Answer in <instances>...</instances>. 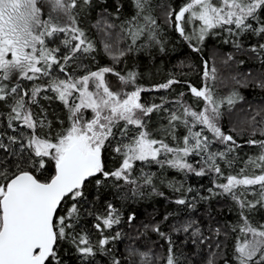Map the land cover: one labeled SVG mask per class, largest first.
Listing matches in <instances>:
<instances>
[{
  "label": "snow or ice",
  "instance_id": "snow-or-ice-1",
  "mask_svg": "<svg viewBox=\"0 0 264 264\" xmlns=\"http://www.w3.org/2000/svg\"><path fill=\"white\" fill-rule=\"evenodd\" d=\"M80 3L91 5L92 0ZM133 3L136 14L122 28L130 43L115 52L110 45L105 46L116 62L132 51L141 37L159 42L157 21L148 11L149 0ZM121 7L116 5L117 13ZM77 8L78 0H0V123L15 133L0 131V264H62L59 244L66 239L71 240L82 260L95 256L98 250L104 251L110 241L120 236L119 232L104 235L120 223V214L108 204L105 214L95 216L93 227L100 233L98 241L94 242L82 228L78 230L85 184L95 180L99 185L112 179L139 187L133 177L137 162L166 165L197 177L209 172L223 177V183L214 185L218 193L208 191L231 196L239 207L242 223L238 230L243 242L235 246L236 264H264V224L253 226L246 215L257 206L264 208V140L247 141L260 151L248 157L236 174L225 175L218 163L232 167L233 160L228 156L241 147L219 123L221 108L225 103L234 105L237 94L217 100L207 83L200 89L189 85L190 93L203 102L202 107L196 110L181 99L172 109L164 107L166 101L141 103V93L146 89L136 85V72L121 75L105 66L76 75L73 65L94 51L76 24L73 10ZM167 17L186 40L195 38L202 43L210 33L219 34L214 33L217 29L237 38L246 32L264 38V0H186L178 10L169 9ZM185 23L193 25L191 35L185 32ZM232 42L241 47L237 40ZM259 49L264 51V44H259ZM199 50L193 47V51ZM252 51H257L256 47ZM211 71L214 80L216 69ZM109 73L118 78L120 89L114 91L109 86ZM204 76L209 77L207 65ZM41 80L44 83H37ZM22 81L33 83L25 87ZM176 83L179 81L170 79L156 90ZM48 92L68 112L67 124L60 121L59 130L42 114L43 108L38 114L32 109L39 103L38 97L53 98L41 95ZM154 112L167 113L161 138L147 128ZM180 128L185 130L182 136L177 135ZM216 144L225 145L224 150L213 151ZM109 148L120 158L114 170H106L104 157ZM49 171L53 174L46 175ZM140 172L143 184L151 186L153 174L143 169ZM41 175L45 178L41 179ZM246 194L258 198L248 200ZM175 203L186 205L189 200L179 198ZM133 219L134 214L129 216V221ZM190 229L192 223H187L174 231ZM153 230L169 245L164 264H177L171 236L159 226ZM199 234V228L192 230L193 236ZM113 264L120 261L113 260ZM141 264H152L149 253L141 254Z\"/></svg>",
  "mask_w": 264,
  "mask_h": 264
},
{
  "label": "trees",
  "instance_id": "trees-1",
  "mask_svg": "<svg viewBox=\"0 0 264 264\" xmlns=\"http://www.w3.org/2000/svg\"><path fill=\"white\" fill-rule=\"evenodd\" d=\"M185 2L186 0H149L148 11L157 21L159 42H149L141 37L133 45V50L116 62L105 46L124 50L130 43L122 28L136 14L133 0H92L91 5H82L78 0V8L73 10V15L76 17L77 26L92 43L94 51L84 54L77 61V65L82 67L73 65V69L76 75L105 66L113 67L121 75L136 72V85L146 89L141 93V103L161 104L166 101L165 108L175 109V102L182 99L199 110L203 102L190 93L189 85L202 88L206 83L205 65L210 70L213 61L217 65L221 63V68L218 67L221 74L225 73L228 80L230 79L229 88L223 87L216 80H209L208 85L217 100L237 94L234 105L229 107L225 103L221 108L220 124L222 130L232 135L241 147L228 156L233 160L232 167H227L221 161L218 163L225 175L236 174L248 157L256 156L260 151L257 145H250L247 141L264 140V51L259 49V44H264V38L250 32L237 38L217 29L214 33L219 34L210 33L202 43L196 39L186 40L174 24L168 22L167 17L169 9L178 10ZM118 4L122 7L117 13ZM234 39L241 45L240 48L232 42ZM193 47L200 50L193 51ZM253 47L257 51H252ZM111 76L116 77L113 74ZM170 79L179 83L168 89L156 90V86L167 83ZM32 83L22 81L25 87ZM41 95L53 98L44 100L38 97L39 103L32 106L34 114L41 113L43 108L42 114H46L53 128L59 130L60 121L67 124V109L62 102L55 99L53 93ZM166 116L167 113L154 112L147 122L149 132L157 138L162 136L161 129L166 124ZM0 131H6L9 135L15 134L4 123H0ZM184 133L183 128L177 131L178 136ZM167 142L171 143V140ZM224 148L225 145L216 144L212 150L222 151ZM104 158L106 170L118 167L120 158L110 148L105 152ZM188 159L190 162L193 160L192 157ZM141 169L144 173L153 174L151 186L144 185L140 179ZM52 174L53 171H49L46 175ZM133 177L137 178L139 187L112 179L103 180L99 185L95 180L85 184V195L79 205L81 219L78 230L82 228L90 234L94 242L98 241L100 233L93 227L97 222L95 216L105 214L107 205L111 204L120 214V223L106 230L104 235L112 236L119 232L120 236L110 241L104 251L98 250L95 256L87 260H82L71 240L61 241L59 254L62 264H113V260H119L120 264H141L142 253L150 254L152 264H164L163 258L168 254L169 245L153 230L156 226L171 236L177 264H209L210 261L211 264H236L235 246L243 242V236L238 230L242 223L239 207L231 196L212 195L208 191L213 189L218 193L220 190L214 185L223 183V177H217L211 172L204 177H197L166 165L160 167L141 162L136 163ZM40 178L44 179L45 176L41 175ZM175 188H180V191H175ZM189 188L192 189L191 192L187 191ZM133 189L136 190L135 193ZM246 195L248 200L258 198L251 194ZM179 198H187L194 207L189 204H176L175 201ZM133 214L135 219L129 221V216ZM246 215L253 226L264 224V208L257 206L255 210L246 212ZM187 223H192L189 232L174 231ZM196 228H199L200 234L193 236L192 230Z\"/></svg>",
  "mask_w": 264,
  "mask_h": 264
},
{
  "label": "rangeland",
  "instance_id": "rangeland-1",
  "mask_svg": "<svg viewBox=\"0 0 264 264\" xmlns=\"http://www.w3.org/2000/svg\"><path fill=\"white\" fill-rule=\"evenodd\" d=\"M55 15V14H54ZM60 15H62V14H60ZM198 23V22H197ZM184 27H185V30H186V34H188V35H191L192 34V31H193V25H191V24H188V23H185L184 24ZM192 41H194L195 40V38H193V39H191ZM112 48V50H113V52H115V51H118L119 50V48L118 47H111ZM221 68V63H219L218 65L213 61V63H212V65H211V69L210 70H208V72H209V77L208 78H205V81H206V83L208 84V82H209V80H213L212 78H211V76H212V69L213 68H215L216 69V71H215V79L213 80V81H217V83H221V85L223 86V87H228L229 88V81H230V79L228 80V78L226 77V75H225V73H224V75L223 74H221V70H220V68ZM219 73V74H218ZM111 76V73H109V74H107L106 75V81L109 83V86L115 91V90H118V89H120L121 87H122V85H121V83L119 82V80H118V78L117 77H113L112 78V76ZM251 78V77H250ZM249 78V79H250ZM130 87V86H129ZM86 115H90V113H86ZM219 123H220V120H219ZM220 126H221V124H220Z\"/></svg>",
  "mask_w": 264,
  "mask_h": 264
},
{
  "label": "water",
  "instance_id": "water-1",
  "mask_svg": "<svg viewBox=\"0 0 264 264\" xmlns=\"http://www.w3.org/2000/svg\"><path fill=\"white\" fill-rule=\"evenodd\" d=\"M87 183V182H86Z\"/></svg>",
  "mask_w": 264,
  "mask_h": 264
}]
</instances>
